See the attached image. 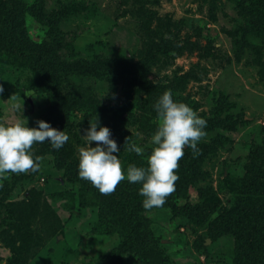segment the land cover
<instances>
[{
  "label": "rangeland",
  "instance_id": "374dc122",
  "mask_svg": "<svg viewBox=\"0 0 264 264\" xmlns=\"http://www.w3.org/2000/svg\"><path fill=\"white\" fill-rule=\"evenodd\" d=\"M10 11L14 39L38 49L60 81L65 153L76 172L96 118L111 129L125 171L146 166L159 123L154 104L166 89L207 125L199 154L186 147L175 170L185 179L172 192L175 210H146L141 184L127 179L116 188L137 208L102 192L79 200V186L69 187L35 142L40 168L0 177V264H237L214 214L180 213L197 198L232 211L238 197L264 191L250 187L264 174V0H10L0 4V31ZM126 62L136 63L143 85L106 71ZM31 76L0 40V123L43 119V88H30ZM132 143L144 151H129ZM259 225L264 231V218ZM117 229L134 230L129 249Z\"/></svg>",
  "mask_w": 264,
  "mask_h": 264
},
{
  "label": "clouds",
  "instance_id": "9594fccd",
  "mask_svg": "<svg viewBox=\"0 0 264 264\" xmlns=\"http://www.w3.org/2000/svg\"><path fill=\"white\" fill-rule=\"evenodd\" d=\"M2 91V88H0ZM159 123L151 136L152 151L147 165L129 164L126 171L118 153L121 151L108 126L96 118L84 130L86 143L79 148L78 175L90 181L100 192L110 193L117 184L127 179L139 182L142 206L146 210L162 207L169 194L175 191L179 174V161L186 147L199 154L198 143L206 135L207 120L191 105L174 99L172 89H166L154 104ZM36 127H29L26 118L13 123H0V177L12 173L36 171L42 157L35 155V142L48 141L55 149L63 147L69 134L52 127L50 122L37 120ZM96 141L95 146L91 142ZM129 151L142 153V146L129 144Z\"/></svg>",
  "mask_w": 264,
  "mask_h": 264
},
{
  "label": "trees",
  "instance_id": "16d2710c",
  "mask_svg": "<svg viewBox=\"0 0 264 264\" xmlns=\"http://www.w3.org/2000/svg\"><path fill=\"white\" fill-rule=\"evenodd\" d=\"M0 4L8 6L10 5V0H0ZM14 22L15 19L13 18V12L10 11L8 18L4 22L0 31L1 43L6 48L10 49L15 56L28 62V66L32 73L29 87L36 89L37 86H40L43 88L46 107L43 110L42 120L50 122L52 127L65 130L60 118V81L52 74L51 69L45 64L42 54L38 49L23 47L14 39ZM149 33L152 34L154 32L149 30ZM106 71L115 72L121 77H125L126 80H130L129 83L135 85L142 84L146 80L140 73L141 71L138 69V66H136V63L133 64L126 62L123 65H119L115 70H112L108 64ZM157 93L160 94L159 91H157ZM41 146L42 151L52 157L54 167L63 171L67 185L69 187H75V185L79 186L77 191V197L79 200L86 199L83 198L84 196H93L97 192H100L90 181L83 179L78 175L74 162L65 153V144L63 147L55 149L48 141H44L41 142ZM263 179L264 174L257 175L250 187L259 183L264 185ZM184 180L185 179L182 181L177 180L175 184L179 187V184L180 186L183 185L182 183ZM258 192H262V194H246L238 197L236 202L237 209L232 211L225 210L218 202L210 203L207 199L201 200L200 198H197L195 203H188L184 205V207L182 206L181 209L183 212L180 214L202 220H207L214 214L215 217L211 223H213L220 232L232 236L234 240L237 264H264V231L259 227V223H261L264 218V191L259 190ZM104 194L118 204H128L133 208H137L133 204H130L126 196L117 188L110 193ZM173 198L174 196H172V193L169 194L164 205L175 210L177 209V205L173 202ZM127 221L130 224L129 228L132 229L131 224L133 223V220L127 219ZM113 226L115 228L117 227L115 224ZM103 228L104 226L100 224L99 231H102ZM130 229H127L130 233L117 229L123 238V246L127 249L131 247L129 244L133 241L132 235L134 234V230Z\"/></svg>",
  "mask_w": 264,
  "mask_h": 264
}]
</instances>
